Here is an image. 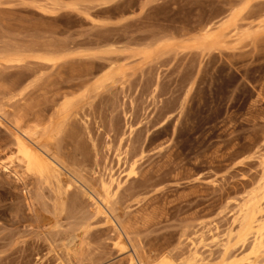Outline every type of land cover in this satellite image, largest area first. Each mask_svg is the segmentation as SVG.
<instances>
[{"label":"rangeland","instance_id":"374dc122","mask_svg":"<svg viewBox=\"0 0 264 264\" xmlns=\"http://www.w3.org/2000/svg\"><path fill=\"white\" fill-rule=\"evenodd\" d=\"M247 1L223 43L197 41L204 25ZM27 45L66 56L14 100L4 88L39 63L0 61V108L11 113L21 103L49 115L63 92L75 93L64 131L49 145L67 167L64 179L76 180L65 188L26 172L0 126V264H132L130 255L136 264L162 255L184 264L195 249L205 263L222 264L230 244L239 264H264V254L252 253L254 237L229 241L241 205L263 181L264 0H0V50ZM110 65L127 73L93 91ZM111 173L123 182L113 200L122 222L112 217L127 252L84 194L101 191Z\"/></svg>","mask_w":264,"mask_h":264},{"label":"bare ground","instance_id":"6f19581e","mask_svg":"<svg viewBox=\"0 0 264 264\" xmlns=\"http://www.w3.org/2000/svg\"><path fill=\"white\" fill-rule=\"evenodd\" d=\"M65 5H67V4H65ZM248 7H249V1H247L243 7L238 8V9L233 8L228 13V11L230 10L229 9L227 11L228 14L226 13L227 15H224L225 17L222 20L220 18V21H218V22H216V20H214V23H211V24L208 23V24H206V26L204 25L203 33L201 36H199L197 38V41L199 43H201L202 45L208 44V45H210V47H213L215 45L223 43L225 41L224 38L227 36V30L231 26H233L235 29L239 28L238 27L239 16ZM58 9H60V8H58ZM242 17L245 18L244 16H242ZM261 22H260V24H261ZM195 40H196V38H195ZM37 43L38 42H36V44ZM31 46H33V43ZM1 47L3 50H0V61L6 62L8 64L9 63L20 64V63H24V62L25 63L27 62V64H28V61H29L28 59L32 58V59H34V60L36 59L38 61L39 68L41 69V70L35 69L34 71H32L30 73L28 72L29 74H27L25 76H21V77L18 76V78H16L15 80H13V81L11 80V83L10 84L8 83L9 84L8 86H6L5 88L3 87L4 90L2 92L8 98L10 97V96H8V94L11 95L10 100L13 99V97L15 99V96L24 97L25 95L28 94L27 92L29 90L31 91V89L32 90H34L35 88L37 89V87L40 85V83L45 79L42 69L43 68L46 69L47 67L49 69H51L50 67H52V68L55 67L66 56V50L60 49V48L52 50V49L45 48V47L38 48L39 46L36 48L35 47L30 48L27 45L26 46L27 48H24V49H21V48L14 49V48H16V45H15V47L13 48L14 50H12V49H9V47L8 48H6L4 46H1ZM202 47H204V46H202ZM217 47H219V46H217ZM11 48H12V46H11ZM152 52H153V50H152ZM145 53H147V52H145ZM33 62L34 61H32V63ZM25 63H24V66H25ZM2 64L4 65L5 63H2ZM18 64H16V65H18ZM48 64H50V65L48 66ZM22 65H21V67H22ZM30 66H32V65H30ZM10 68H12V67H10ZM89 70H90V68H89ZM126 73L127 72L126 71L124 72L123 68H119L118 66L117 67L111 66V68L107 72H104L103 75L100 74L98 76L99 78L96 77L97 75H95L94 79L95 78H97V79H96L94 85L92 84L93 87L92 86L91 87L93 88V91H95V89L99 90V88L105 87L108 80H114L116 75H123L124 76ZM92 74H95V73H91V75ZM45 75H47V74L45 73ZM49 79H50V77H49ZM47 80H48V78H47ZM57 83H58V81H57ZM86 83H88V80L81 82L80 85H84ZM86 85H88V84H86ZM108 85H109V83L106 85V87ZM0 87H1V85H0ZM73 89H74V87H73ZM76 89H79V88H76ZM68 90H70V89L68 88ZM17 91H18V93H16ZM90 91H91L90 87L86 88V93L84 92L85 94H82V95L80 94V95L82 96V98H84L85 95ZM3 93H1V94H3ZM69 93H72V92L66 91V92L62 93V98L64 100H62V102L60 101V105L58 104V106H60L59 109L54 110L53 113L49 114V115H47L46 113L44 114V113H41L39 111H35L34 109H33L34 111L33 110L31 111V110H29L30 108L26 110L24 107V104H23V106H21L20 102H19L20 104L18 105L20 107V109H19V107L13 108L14 111L11 113H9L10 111L7 112L6 110H3L2 108H0V126H4V129L9 133V136H8L9 140H6L7 141L6 145L7 146L10 145V147H12V149L14 147L13 151H11L14 153L13 156H15L13 159L14 160L17 159L18 164H20L22 167H25L24 169H26V172H29L33 176L37 177L41 182L49 183V181H50V183H51L52 180H56L59 184H61L65 188H70L76 179L74 180L73 176L72 177L69 176L67 179L65 177V179H64V172L65 171L63 172V169H65V168L67 169V167L64 164V161L59 158L58 154H56L57 152L52 151V149H51L52 147L50 148L49 143H51L52 140L54 141L55 137H58V135L60 136V133L64 131L63 129L65 127H63V126L65 125V123H67L66 122L67 121L66 117L68 116L67 114L71 110L70 108L75 104L74 102H75L77 96H72ZM45 94H47V92ZM72 94H75V93H72ZM28 96H30V93ZM8 98H6V99H8ZM55 98H54V100H55ZM4 99H5V97H4ZM17 100L19 101L21 99H17ZM22 100H23V98H22ZM15 102L16 101H14V103ZM26 104H27V101H26ZM28 104H31V103H28ZM32 105H30V106H32ZM37 106H39V105L37 104ZM21 107H23L24 109ZM181 108H183V107H181ZM41 111H42V109H41ZM55 111H56V113L54 114ZM65 114L67 116H65ZM2 117L6 118V120L8 118V121H9V117H11V119H10L11 125L5 124L2 120ZM1 141H4V140L2 139ZM55 141L57 142V140H55ZM51 144H53V142ZM10 156H12V155H10ZM10 158H12V157H10ZM14 160H12V161H14ZM126 162H127V160H126ZM65 163H66V161H65ZM70 167H72V166H70ZM262 167H263V169H262L261 181L262 180L263 181L259 184L260 185L259 186L260 192H256L255 190L252 191L249 198L246 199L245 202L241 205L239 212H238L239 214L237 217V220H239V232L237 234H233L232 232L229 234V241H231L232 238H237L238 242L242 243V244H245L249 240L250 237H254V241H252V243H253L252 253L255 255L256 258H261L260 257L261 254L262 255L264 254V199H263L264 198V195H263L264 194V161H263ZM15 168H17V167H15ZM15 168L13 169L7 163H4V165L2 166V169H8L9 172H12V171L16 172L17 170ZM129 169L130 170L128 172V175H131L136 171V160H133L130 163ZM71 170L72 169L68 168V171L71 172ZM16 173H18V172H16ZM81 178L82 177H80V179ZM57 182L54 181V183H56V185H57ZM122 183L123 182L119 176H116L114 173H111V174H109L107 179H105V178L100 179L99 187H100L101 191L95 189L92 185H90L92 187H90L91 190H89V191H86V189L84 188L85 189L84 194L87 196L88 200L90 201V203L93 207V214L96 216H101L105 220V222L109 223L115 229H118V227H117V224L114 222V219L112 217V215L116 216L115 215L116 213L113 211V200H114L115 195L117 194V191L122 186ZM64 187H63V189H65ZM81 188H82V186H81ZM63 204H64V202H63ZM63 204L61 206L65 207L66 203L64 205ZM117 216H116V218L118 220H120V218H118ZM259 221H261V222H259ZM119 222H122V221L120 220ZM257 222H259V223L256 225ZM81 224H82V222H81ZM122 225H123V223H122ZM122 225H121V227H122ZM127 227H128L127 225H126V227H125V225H123V232L125 234H128V237H129L130 234L127 233V230L129 232V229H126ZM120 230H121V228H120ZM120 230L118 229V233L114 239V246L117 247L119 249V251H121V252H127L128 246L123 239L122 230L121 231ZM126 237H127V235H126ZM130 240H132V239H130ZM232 250H233V246L231 244L229 245V247L228 246L225 247V258H224L222 264H239L240 261L237 258L238 257L237 253L235 251H232ZM128 254H130V253H128ZM160 257L155 262H152V261L146 262L145 261L142 264H178L177 260L172 258L171 256H163L162 255V257L161 258ZM130 259L132 261V264L133 263L136 264L135 263L136 261L134 262V258L132 257V255H130ZM139 259H140V257H139ZM140 261L142 262V259H140ZM184 264H208V263H205V258H203L201 256L199 250L195 249L193 251L192 255L190 256V258H188Z\"/></svg>","mask_w":264,"mask_h":264}]
</instances>
